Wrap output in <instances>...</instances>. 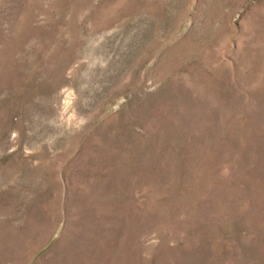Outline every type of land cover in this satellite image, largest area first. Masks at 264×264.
<instances>
[{
    "label": "rangeland",
    "instance_id": "1",
    "mask_svg": "<svg viewBox=\"0 0 264 264\" xmlns=\"http://www.w3.org/2000/svg\"><path fill=\"white\" fill-rule=\"evenodd\" d=\"M0 264H264V0H0Z\"/></svg>",
    "mask_w": 264,
    "mask_h": 264
}]
</instances>
